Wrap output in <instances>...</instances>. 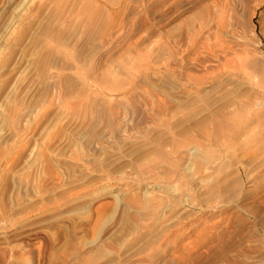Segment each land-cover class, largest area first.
I'll list each match as a JSON object with an SVG mask.
<instances>
[{"label":"rangeland","instance_id":"1","mask_svg":"<svg viewBox=\"0 0 264 264\" xmlns=\"http://www.w3.org/2000/svg\"><path fill=\"white\" fill-rule=\"evenodd\" d=\"M0 264H264V0H0Z\"/></svg>","mask_w":264,"mask_h":264}]
</instances>
